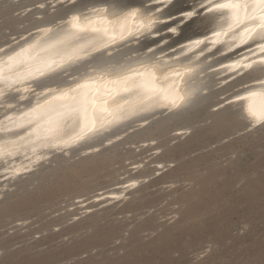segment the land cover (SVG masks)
<instances>
[{
  "label": "rangeland",
  "instance_id": "obj_1",
  "mask_svg": "<svg viewBox=\"0 0 264 264\" xmlns=\"http://www.w3.org/2000/svg\"><path fill=\"white\" fill-rule=\"evenodd\" d=\"M38 1L0 2V42L33 26L39 7L20 10ZM243 127L231 109L203 107L90 161L54 157L0 195V264H264V127ZM137 177L105 208L83 199Z\"/></svg>",
  "mask_w": 264,
  "mask_h": 264
},
{
  "label": "snow or ice",
  "instance_id": "obj_2",
  "mask_svg": "<svg viewBox=\"0 0 264 264\" xmlns=\"http://www.w3.org/2000/svg\"><path fill=\"white\" fill-rule=\"evenodd\" d=\"M107 3L109 6L92 10L102 14L96 19L73 14L55 29L37 27L35 36L30 32L19 40L12 37L14 44L6 42L0 46V107L4 109L0 114V134H3L0 136V159L8 163L4 172L10 178L34 172L35 166L50 161L57 153L71 159L74 152H79L78 160L90 161L94 155L122 141L129 130L135 131L128 122L139 118L142 120L140 127H145L150 123L148 116H154L158 110L175 113L192 102L195 89L181 93L177 84L185 77L194 78L199 65L185 64L178 56L169 57L163 63L160 58L142 57L135 66L96 64L90 73L73 76L65 87L45 86L40 92L30 87L32 81L69 74L74 64H90L95 59L94 54L103 53L117 41L138 39L140 32L151 34L156 20L148 14L147 8L142 12L140 8H120L118 0H107ZM201 9L225 17L227 26L222 25L210 34L213 45L228 33L232 34L233 41L228 45L229 50L251 42L248 49L251 56L221 67L246 70L257 63L264 66V0H202ZM110 14L115 19H109ZM182 15L190 18L194 12ZM138 18L136 29H131L128 22ZM169 31L176 29L173 27ZM208 39L205 36L192 41L188 51L200 48ZM147 52L152 53L153 49ZM199 55H204V49ZM170 78L173 82L168 87L159 83L161 79L168 81ZM256 84L261 91L234 97L235 101H248L245 118L253 128L257 124L264 127V79H258ZM9 97L15 102H9ZM122 126L123 135L114 131ZM84 147L87 150L81 151ZM20 156L28 163L16 166L14 162ZM157 167L163 169L165 166ZM138 183L131 180L118 185L123 190L120 194L109 190L108 195L95 193L94 200L83 199L88 204L105 208L111 201L125 198L124 192ZM95 210V207L87 209L89 213Z\"/></svg>",
  "mask_w": 264,
  "mask_h": 264
},
{
  "label": "bare ground",
  "instance_id": "obj_3",
  "mask_svg": "<svg viewBox=\"0 0 264 264\" xmlns=\"http://www.w3.org/2000/svg\"><path fill=\"white\" fill-rule=\"evenodd\" d=\"M3 1L5 0H0V2ZM7 1V4H9L10 2H14L16 0ZM118 4L120 8L127 10H131L132 8H140L143 12V10L147 8L149 10L148 14L152 15L153 19L156 20L151 34L148 32H140L138 34V39L129 38L127 41H117L115 45H112L108 50H104L103 53L94 54L95 59L91 60L90 64H74L70 68L69 74L56 76L49 80L41 79L38 81H32L30 82V87L34 88L36 92L42 91L43 87L45 86L54 88L58 86L65 87L67 86V83L71 82L73 76L80 77L85 73H90L92 66L96 64L105 63L118 65L122 63H129L135 66L137 60L142 57H151L152 59L160 58L161 62L163 63L164 61H167L169 57L178 56L181 62L185 64L191 62L194 65L198 64L199 67L197 69L198 74H196L194 78L185 77L183 82H179L177 84V87L181 93H186L192 89H195V93L190 104L175 113H170V116H176L201 105L205 101L204 96L211 94L212 90L216 91V89L219 87H227L229 84H231V87L226 91L227 93L225 92L222 94L223 97L230 91L234 92L245 85L253 83L256 84L258 79H264V66L260 65L259 63L253 65L251 69L246 70H230L226 67H221L222 64L228 65L235 60H240L244 57L251 56L252 54L248 50L251 46V42L245 45H238L237 47L229 50L228 45L233 41L231 39L232 34L228 33L227 35H224L220 38L219 43L213 45L211 43L213 38L210 34L214 30L218 31L222 25L226 27L227 23L225 17L218 13L204 12L201 9L202 0H118ZM41 5H43V7H41ZM61 5L63 8L58 9V6ZM35 6L39 7V12L36 13V17L33 20L34 22L31 24L33 26L21 32L11 34L6 41L0 42V46H3L6 42L14 44L12 37H16V39L19 40L20 36H28V33L30 32L33 34V36H35L37 34V27L52 26L55 29L56 25L60 24L62 20L67 19L73 14L80 13L83 16L96 19L102 14L93 12L92 10L101 9L109 5L107 0H82L79 2L78 0H40L34 4L23 7L20 11L28 13V10L32 7L35 8ZM46 7L48 10L43 11V9ZM64 8L65 11L61 13ZM157 9H159V11H157ZM188 11L194 12V15L190 18L182 15ZM109 19H115V17L110 14ZM190 23H193L192 26L189 27V29L187 28L188 30L184 32V35L180 36L182 34L181 29L186 24ZM138 24L139 18L135 22L131 20L128 22V26L133 30L136 29ZM173 27L176 29V31H169V29ZM236 31L238 32L239 29ZM205 36H208L209 39L205 41L204 44H201L200 48H193L191 51H188V46L192 41L202 39ZM20 43L23 44V41ZM149 48L153 49L152 53L147 52ZM201 49H204L203 56L199 55ZM172 82L173 81L171 78L168 81H164L163 79L159 81V83L164 87H168L170 84H172ZM249 91L259 92L261 89L258 85L248 91L234 92L224 101L214 105L213 108L217 109L221 107V105L224 106L225 104L229 103V101H235L234 97L236 95H244ZM12 95L15 94L13 93ZM31 99L34 102L35 96L32 95ZM9 102L15 101L9 97ZM109 103L111 104L112 102L109 101ZM247 103L248 101L245 103H238L236 106L239 108V117L244 118L249 123L246 130H252L253 127H251L249 119L245 118ZM3 111V107H0V114H2ZM166 113L168 112L164 110H158L154 116H148L149 121L151 122L161 114ZM128 123L131 124L132 128H139L142 120L137 118L135 122L130 121ZM258 125L259 124L256 126ZM114 131H117L119 134L123 135V126L120 129H114ZM130 131L131 130H129V132ZM178 131L184 132L187 130L179 129ZM2 135L3 134H0V136ZM86 150V147L81 149V151ZM74 153L73 155H75ZM76 153L80 154L79 152ZM57 154L53 155L51 159L54 157H59ZM47 162L49 161H43L39 165L35 166V168L37 169ZM14 163L16 166H19L21 164H27L28 161L24 159L23 156H20L15 160ZM7 167L8 163H6L3 159H0V195L10 185V183L15 182L19 178L28 174L26 173L13 179L4 172V169ZM131 180L139 181V178H130L124 182L115 184L110 189L101 191V193L108 195L109 190H111V192L120 194L123 190L118 187V185ZM132 189L133 188L124 192V197H126L128 192Z\"/></svg>",
  "mask_w": 264,
  "mask_h": 264
},
{
  "label": "water",
  "instance_id": "obj_4",
  "mask_svg": "<svg viewBox=\"0 0 264 264\" xmlns=\"http://www.w3.org/2000/svg\"><path fill=\"white\" fill-rule=\"evenodd\" d=\"M206 14V13H205ZM196 17H198V16H196ZM256 86H258L257 84H249V85H245V86H243V87H240L239 89H237V90H235L234 92H242V91H248V90H250L251 88H253V87H256ZM225 87L226 86H222V87H219L218 89H216V92H215V94L212 96V97H210L209 99H207L204 103H202L201 105H199V106H197L196 108H194V109H192V110H190V111H188V112H186V113H183V114H187V113H190V112H192V111H195V110H198V109H201V108H203V107H208L209 109H213L214 111H219V110H222V109H226V108H229V109H231L232 111H234V113H235V115H236V117L238 118V119H240L241 121H242V123L244 124V127H243V129H242V131H244V130H246V128H247V126H248V122L244 119V118H240L239 117V108H237V106H236V104H238V103H245L246 101H232V102H230V103H227V104H225L223 107H219V108H213V106L214 105H216V104H219L221 101H224L226 98H228V97H230L234 92H229L227 95H225V96H223L222 97V94H224L226 91L224 90L225 89ZM227 93V92H226ZM183 114H181V115H183ZM161 117H170V113H166V114H161L160 116H158L157 118H155V119H153L150 123H149V125H147V126H150L151 124H153L155 121H157L159 118H161ZM147 126H145V127H147ZM145 127H139V128H136L135 129V131L136 130H140V129H143V128H145ZM262 126H260V125H258V126H256L255 128H253L252 130H249V131H253V130H255V129H258V128H261ZM241 131V132H242ZM131 132H134V131H131ZM130 132V133H131ZM240 132V131H239ZM239 132H237V133H239ZM57 156H62L61 154H57ZM73 157H76V156H72L71 158H73ZM67 159H69V158H67ZM39 169H40V167L39 168H37L34 172H37V171H39ZM33 173V172H32ZM31 173H28V174H26L25 176H23V177H21L20 179H22V178H24V177H26V176H29ZM19 180V179H18ZM17 181V180H16Z\"/></svg>",
  "mask_w": 264,
  "mask_h": 264
}]
</instances>
